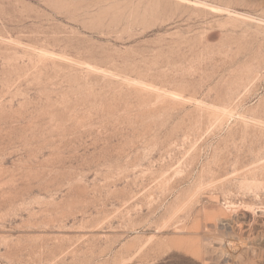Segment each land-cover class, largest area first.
Masks as SVG:
<instances>
[{
    "label": "rangeland",
    "instance_id": "374dc122",
    "mask_svg": "<svg viewBox=\"0 0 264 264\" xmlns=\"http://www.w3.org/2000/svg\"><path fill=\"white\" fill-rule=\"evenodd\" d=\"M237 213L264 249V0H0V264H214Z\"/></svg>",
    "mask_w": 264,
    "mask_h": 264
},
{
    "label": "bare ground",
    "instance_id": "6f19581e",
    "mask_svg": "<svg viewBox=\"0 0 264 264\" xmlns=\"http://www.w3.org/2000/svg\"><path fill=\"white\" fill-rule=\"evenodd\" d=\"M230 220L232 221L231 223H229L228 220L224 224H221L219 230H217L219 234H224L223 236H227V238H220V240L215 243V246L207 242L203 244V250L209 254L208 262L214 264H240L241 262L245 261V259H241V256L238 254L240 250H243V254L246 253L247 250H250L251 255L257 251L258 255L256 256H258V258L263 256V240H259L255 236H250L251 238H243L242 236V232L248 228L250 223L253 222L251 221L250 216L244 213H237L234 216V219ZM217 238L219 237H216L215 239ZM229 241H235L236 247L233 248V246H231L232 249L229 250ZM254 241H256V243H253Z\"/></svg>",
    "mask_w": 264,
    "mask_h": 264
}]
</instances>
